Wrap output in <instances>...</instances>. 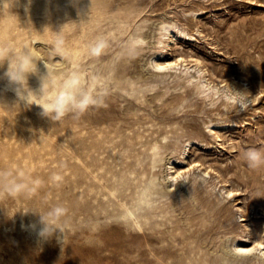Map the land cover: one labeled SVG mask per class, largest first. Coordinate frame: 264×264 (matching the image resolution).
Instances as JSON below:
<instances>
[{"label":"rangeland","instance_id":"obj_1","mask_svg":"<svg viewBox=\"0 0 264 264\" xmlns=\"http://www.w3.org/2000/svg\"><path fill=\"white\" fill-rule=\"evenodd\" d=\"M32 1L24 0L23 3ZM48 1L40 0V4ZM109 1L119 6L134 4L138 14L120 27L115 23L106 25L105 21L95 25L93 31L102 28L103 32L97 34L96 44L90 46L85 61L97 58L95 64L101 59L108 62L112 58L113 74L123 70L127 77L155 82L154 88L147 92L149 102L145 112L160 113L163 100L185 93L187 102L196 107H186L190 111L180 118L193 125L185 129L182 139H195L184 159H177L182 156L178 151L172 153L174 164L182 168L191 166L194 160L201 164L190 168L185 179L178 177L167 198L162 199L166 204H174V208L169 207L173 208L169 209L170 216L169 212L161 215L162 218L158 215L162 222L153 223L157 226L156 231H162L119 227L116 221L106 217L105 210L97 211L93 207L95 199L84 194L85 183L78 173L80 154L70 144L74 136L66 132L68 118L78 119L85 98L87 103L94 102L89 100L91 91H87L84 85L75 90L61 101L63 115L51 119L44 114L42 106L33 105L22 95V91L31 86L29 78L20 75L22 85L10 80L8 66L9 74L17 78V69L13 68L16 66L15 50L9 47L6 52V46L0 41V97L7 100L0 108V148L5 146V150L0 149V264H187L190 259H194L191 264H200V261L202 264H219L222 253L231 258L233 264H264V257L257 249L244 255L234 253L228 245L235 237L246 245H252L254 240L264 241V163L249 167L244 155L252 149L264 152V0ZM13 8L20 24L9 40L16 43L17 31L22 33L26 29L28 37L22 33L24 36L20 38L24 41L27 38L25 42L38 49L44 56L42 61L53 59L60 63L63 57L70 66L69 53H62L52 43L45 24L48 18L34 15L30 19L23 6L14 5ZM194 9H199L198 17L187 19L190 10ZM145 18L146 24L138 31L137 26ZM162 18L176 20L194 35L189 37L178 33L169 43L162 44L163 54H156V27ZM22 21L25 22L23 25ZM133 31L142 33L144 39L135 43L134 52L124 59L123 45ZM36 36L39 38L35 39ZM58 40L55 37V41ZM154 55L160 59L182 56V63L187 64L198 61L209 80L220 85H235L249 97L257 98L249 101L243 109L236 108L232 100L227 109L219 102L211 106L207 98L194 92L192 84L181 88L176 85L182 80L168 75L175 69L159 71L152 68L147 60ZM87 69L85 72L89 77ZM190 71L195 72V68L191 67ZM120 105L124 108L117 106L116 112L124 114L126 108L134 109L137 102L128 99ZM183 113L181 111L178 115ZM209 118L216 122L214 129L219 133L218 137L204 128L203 122ZM163 128L161 125L160 129ZM203 130L206 133L201 136L199 131ZM156 134L160 135V132ZM197 138L203 140L197 141ZM167 153L171 155L169 150L164 154ZM163 168L160 163L154 170L163 171ZM201 168L208 170L209 174L203 182H193L194 174ZM156 179L166 186L162 173H158ZM210 182L217 183L216 189H211ZM221 188L232 189L233 195L222 198ZM87 203L89 210L83 208ZM88 213H97V218L91 219ZM181 229L185 234L182 235ZM156 236L170 238L159 242ZM145 240L148 242L144 243ZM160 243L169 247L161 252L162 255L155 251Z\"/></svg>","mask_w":264,"mask_h":264},{"label":"bare ground","instance_id":"obj_2","mask_svg":"<svg viewBox=\"0 0 264 264\" xmlns=\"http://www.w3.org/2000/svg\"><path fill=\"white\" fill-rule=\"evenodd\" d=\"M23 1L24 0H0V41L3 42L2 45L6 46V52L9 47L15 50L16 66L13 68L17 70L18 68L22 69L26 72V76H22L31 80V86L22 91V95L30 99L32 103L37 102L46 107H50L53 106L57 100L62 101L65 97H69L75 90L80 89L83 85L86 87L87 91H91L89 100L94 102L82 104L80 108L81 114L78 119L70 116L67 121L68 125L66 129V132H68L70 136H74L70 144H72L74 148H77L75 151H78L80 154L81 164L80 166L78 165V173L85 183L84 194L87 195V198L91 197L90 199H95L96 203L93 207L97 211L105 210L106 217H108V219L110 217L112 220L116 221L119 227L133 229L147 228L150 232H155L157 226L153 223L159 224L162 222L161 219H158V215L161 217V215H165L174 208L173 203L166 204V201L162 200L163 198H167L168 194L172 191L170 187L175 185L178 177L185 179L187 173L191 170L190 168L194 169L193 166L198 167V165L201 164L198 160H194L195 163H191V166L188 165L186 168L176 167L172 155V153L178 151L182 156L177 157V159H184L185 154L189 152V149L193 145L192 141L195 137L182 139L186 134L185 129L193 125L189 122H182L180 118L188 114L190 110L186 107L194 105V103H188L186 99L187 95L185 93H179L174 95L171 99L162 101V110L160 113L156 114L154 111L145 112L149 102L147 92L154 88L155 82L127 77L123 70L117 74H113L114 66H112V58L109 59L108 62H104V60L101 59L95 64L94 62L97 58H91L85 61L86 57L89 55L90 46L94 43L96 44L95 40H97L98 35L103 32L101 30L102 28L93 31L92 29L94 26L105 21L106 25L115 23V25L120 27L121 24L131 21L136 14H138L135 13L137 9L134 4L119 6L109 0H49L42 5L40 4V0H34L32 3H23ZM14 5L23 6V9L30 19L34 18V15H42L48 18L45 24H47L48 33L53 41L52 43L56 48L60 49L62 53H69L68 57L71 58L70 66L66 65V60L63 57H61L60 63H55L53 59H44L42 61L44 56L41 55L38 49H35L33 44L29 42L26 43L28 41L27 38L24 37L27 40H25L26 42L20 38V36H24L22 33L26 32L25 28H23L25 29L23 30L24 32L21 30L22 33L17 31L18 38L16 43L9 40L11 35H13V30L19 27H17V24H20L17 23L19 20L18 17L14 16ZM198 10L199 9L190 10L187 19L193 20L197 18ZM35 18L37 20V17ZM30 19L26 20L30 21ZM39 19L41 18H38V20ZM23 21L22 25L25 23ZM44 21L45 20H43V22ZM146 21L147 18L141 21L137 26L138 31H141ZM28 25L26 24L27 27ZM31 27L29 28L32 29ZM156 28L158 31V37L156 39L158 48L156 54H163L161 49L164 46L162 44L166 42L169 43L178 33L189 37L194 35L173 19H160L157 22ZM36 32H38V30ZM26 37H28V34ZM55 37L59 38L57 42L55 41ZM37 38H39V36L35 37V39ZM143 39L144 36L140 32L133 31L129 33L123 45L124 59H127V56L134 52L135 43ZM8 40L10 42H7ZM1 53L4 54V51H1ZM160 58H157L156 55L151 56L147 60L148 64L156 70L167 68L175 69L174 72L168 75L182 80L176 85H179L181 88L192 84L194 92L199 96L207 98L208 104L211 106L219 102V105H223V107L227 109L229 107V101L232 100L236 108L243 109L249 101H255L257 98L249 97L244 90L237 88L235 85H220L218 82L215 83L209 80L204 74V69L199 66L198 61H196L195 64H187L182 63V60H184L182 56L176 59ZM20 60L23 61L22 64H19ZM8 67L10 68V66ZM191 67L195 68V72L190 71ZM86 69L88 70L89 77L86 75ZM2 94L3 93H1V95ZM128 99L136 101L137 106L134 109L130 107L126 108L127 112L124 114L116 112V107L120 106L124 108L120 103ZM5 101H7L5 97L1 96L0 108L3 107L2 103ZM255 103L256 102H253V104ZM249 104H251V102ZM33 105L38 104L33 103ZM194 106L196 107V105ZM140 110L143 112H139ZM181 111H184V113L180 116L178 114ZM203 123L205 130L209 131L210 134L215 137L219 136L217 130L214 129L216 122L213 121L212 118H209ZM161 125H164L162 130L160 129ZM205 130L199 131L201 136L206 133ZM158 132H160V135L156 134ZM202 140L203 139L197 138V141ZM3 144H7V142ZM53 144H55V142L52 143V145ZM4 147L5 146H3V148ZM2 149L1 151H3ZM166 150H169V153H171L170 156H168V153L164 154ZM67 153L68 149L66 151V154ZM71 155L74 156V154ZM73 156L71 159H74ZM71 159L69 161H71ZM74 162H76V160ZM73 163L71 164H76ZM160 163L164 166L163 171L154 170ZM158 173H162L166 181V186L162 185L156 179ZM75 174L74 172V176ZM207 174H209V171L201 168L199 172L194 174L193 182H199V180L203 182ZM69 176L71 178V175ZM209 186L211 189H216L217 183L210 182ZM81 188L82 187H80V189ZM231 192L232 189L223 188L220 194L222 198H225ZM81 196H83V193ZM157 201L159 202L156 203ZM170 206L173 208L170 209ZM83 208L89 210V204H85ZM95 214L92 215L88 213V216L94 219L97 218V213ZM169 214H171V212H169L168 215ZM169 220L171 222V219ZM182 230L183 229H181V231ZM143 234L145 233H142V235ZM183 234L185 233L183 232L182 235ZM148 235L151 236L152 233ZM186 235L188 234L186 233ZM186 235L184 236L186 237ZM168 237L160 236L157 238L159 242H162ZM178 238L174 239L177 240ZM147 242L145 240L144 243ZM163 244L156 248L155 251L160 253L167 251L169 247ZM143 245L142 243V246ZM228 245L229 249L234 253L241 254L237 252V249H244L245 252H247L248 249H257L259 252L258 254L264 257V247H261V245H264L263 240H254L252 245H246L241 243L239 238L235 237ZM172 247L174 248L173 245ZM180 248L181 247H179V250L181 251ZM223 248L228 250L225 245H223ZM184 250L185 249H183V251ZM154 253L153 255L156 254ZM159 256L160 255L157 257ZM186 256H188V254ZM176 259L179 260L178 258ZM176 259L174 260L176 261ZM171 261L172 260L169 262ZM193 261L194 259H190L187 264H191ZM219 261V264H233V260L225 255V253L220 255ZM179 262H182V259ZM200 264H202L201 261Z\"/></svg>","mask_w":264,"mask_h":264},{"label":"clouds","instance_id":"obj_3","mask_svg":"<svg viewBox=\"0 0 264 264\" xmlns=\"http://www.w3.org/2000/svg\"><path fill=\"white\" fill-rule=\"evenodd\" d=\"M22 62L23 61L20 60L19 64H22ZM7 75L9 76L11 81L18 82L22 85L21 80L19 79V76L20 75L26 76V72H24L22 69L18 68L17 78L14 79L12 77V75L9 74V68H8ZM33 103H36V104L42 106L44 114L50 116L51 119H59L63 115L64 104L60 100H57L55 102V104L50 108H47L44 105L39 104L37 102H33ZM83 103H87L86 98L83 101ZM244 155H245V160H246L247 164L249 165V167L255 168V167L259 166L261 163H264V152H260V151H257L255 149H252V150H248Z\"/></svg>","mask_w":264,"mask_h":264},{"label":"snow or ice","instance_id":"obj_4","mask_svg":"<svg viewBox=\"0 0 264 264\" xmlns=\"http://www.w3.org/2000/svg\"><path fill=\"white\" fill-rule=\"evenodd\" d=\"M164 69H159V71H163ZM193 167H197V166H193ZM230 196L233 195V194H229ZM261 247H264V245H261ZM252 250L251 249H248L247 252H245L244 249H237V252L238 253H241V254H244V255H247L248 253H250Z\"/></svg>","mask_w":264,"mask_h":264}]
</instances>
